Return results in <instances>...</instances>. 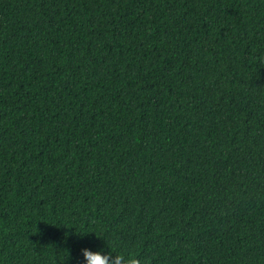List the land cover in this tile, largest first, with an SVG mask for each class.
<instances>
[{
  "label": "trees",
  "instance_id": "1",
  "mask_svg": "<svg viewBox=\"0 0 264 264\" xmlns=\"http://www.w3.org/2000/svg\"><path fill=\"white\" fill-rule=\"evenodd\" d=\"M264 264V0H0V264Z\"/></svg>",
  "mask_w": 264,
  "mask_h": 264
},
{
  "label": "clouds",
  "instance_id": "2",
  "mask_svg": "<svg viewBox=\"0 0 264 264\" xmlns=\"http://www.w3.org/2000/svg\"><path fill=\"white\" fill-rule=\"evenodd\" d=\"M85 264H150L146 259L139 256H131L125 260L123 255H113L111 252L105 254L103 251L93 252L90 249H82Z\"/></svg>",
  "mask_w": 264,
  "mask_h": 264
}]
</instances>
